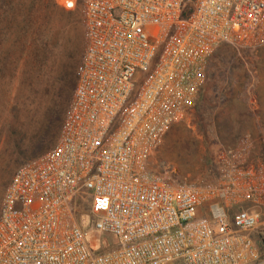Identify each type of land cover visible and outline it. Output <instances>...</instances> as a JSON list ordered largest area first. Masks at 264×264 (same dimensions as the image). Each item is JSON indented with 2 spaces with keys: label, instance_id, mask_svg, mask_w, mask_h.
Masks as SVG:
<instances>
[{
  "label": "built area",
  "instance_id": "1",
  "mask_svg": "<svg viewBox=\"0 0 264 264\" xmlns=\"http://www.w3.org/2000/svg\"><path fill=\"white\" fill-rule=\"evenodd\" d=\"M58 1L79 6L82 57L56 143L5 189L0 264L257 263L264 161L246 144L220 152L212 184L150 162L214 50L264 45V0Z\"/></svg>",
  "mask_w": 264,
  "mask_h": 264
},
{
  "label": "rangeland",
  "instance_id": "2",
  "mask_svg": "<svg viewBox=\"0 0 264 264\" xmlns=\"http://www.w3.org/2000/svg\"><path fill=\"white\" fill-rule=\"evenodd\" d=\"M70 18L72 29H60ZM15 36L18 41L12 45ZM84 37L78 5L67 7L58 0H0V209L16 169L55 144L35 156L18 153L19 139L31 132L30 117L38 104L36 93L44 88L50 68L42 39L60 38L64 42L70 38L75 51L71 60L62 50L51 56L58 59L57 70H61L72 61L77 68ZM207 68L208 78L195 105L170 127L151 157L152 169L174 184L216 182L218 155L240 144L248 146L253 160L264 161V45H221L210 56ZM42 97H47V90ZM253 210L260 213V224L254 230L260 258L255 264H264V208ZM78 218L89 221L82 213Z\"/></svg>",
  "mask_w": 264,
  "mask_h": 264
},
{
  "label": "trees",
  "instance_id": "3",
  "mask_svg": "<svg viewBox=\"0 0 264 264\" xmlns=\"http://www.w3.org/2000/svg\"><path fill=\"white\" fill-rule=\"evenodd\" d=\"M67 12L68 15L72 14V11ZM71 20L72 19L70 18L68 22H62L59 28L65 30L66 28L70 27L71 30V25H73ZM74 20L76 21V19ZM56 32H59V30L57 29ZM67 40L63 42V40L60 38L56 40L42 39L44 48L45 50H47V59L50 63V66L49 64L46 66L50 68L46 72L47 79L45 86H43L44 88L37 90L36 93L38 104L34 108V111L32 112L30 117V124L32 126L31 132L29 134L28 132L24 133V136L19 139L18 142L21 143V150L18 153L22 156L38 155L39 152L45 150L44 148L52 145L53 143H56L55 141H57L58 139L63 116L69 104L75 85L76 64L72 61L64 65L61 70H57L58 59H52V57H54V54H56V51L58 50H62V54L69 57L70 60L74 57L73 52L75 51L71 47L70 38ZM17 41L18 38L15 36L12 45L17 44ZM225 44L230 45L227 43H223L221 45ZM206 78H208V68ZM46 90L47 97L45 99H42V94ZM96 235L100 236L101 240L108 241L111 239L110 236L105 234L96 233Z\"/></svg>",
  "mask_w": 264,
  "mask_h": 264
}]
</instances>
